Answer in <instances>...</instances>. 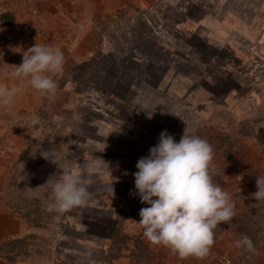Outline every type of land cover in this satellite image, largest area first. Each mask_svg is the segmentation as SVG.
Wrapping results in <instances>:
<instances>
[{
  "label": "rangeland",
  "instance_id": "rangeland-1",
  "mask_svg": "<svg viewBox=\"0 0 264 264\" xmlns=\"http://www.w3.org/2000/svg\"><path fill=\"white\" fill-rule=\"evenodd\" d=\"M122 1L0 0V82L20 83L9 73L35 44L64 55L54 96L27 87L0 106V264H264V200L251 195L264 176V0ZM186 127L235 203L204 259L151 244L137 223L149 206L138 160ZM96 157L88 202L49 211V178ZM242 235L255 253L235 246Z\"/></svg>",
  "mask_w": 264,
  "mask_h": 264
},
{
  "label": "clouds",
  "instance_id": "clouds-1",
  "mask_svg": "<svg viewBox=\"0 0 264 264\" xmlns=\"http://www.w3.org/2000/svg\"><path fill=\"white\" fill-rule=\"evenodd\" d=\"M64 55L59 47L35 44L23 54L22 63L9 73L19 84L9 86L0 82V106H11L27 87L54 96L57 83L53 74L62 72ZM48 159L49 151L41 150ZM213 149L206 139L189 133L187 127L179 142L168 134L159 135V142L141 157L134 173L135 188L140 201V220L143 235L153 245L164 246L180 259L206 258L215 243V229L230 222L236 215L231 195L213 183L216 168ZM84 161L79 169L71 167L59 176L50 177L49 211L64 212L85 205L90 197L85 173L97 166ZM55 178V179H54ZM256 202L264 200V176H257ZM112 187V186H111ZM113 194H114V189ZM237 248L255 253L253 241L242 235L235 242Z\"/></svg>",
  "mask_w": 264,
  "mask_h": 264
},
{
  "label": "trees",
  "instance_id": "trees-1",
  "mask_svg": "<svg viewBox=\"0 0 264 264\" xmlns=\"http://www.w3.org/2000/svg\"><path fill=\"white\" fill-rule=\"evenodd\" d=\"M118 2H119V3H117V6H118V7L122 6L123 1H122V0H118ZM8 17H9L8 14H3V15H1L0 21L3 22V20H4V21H6V22H9L11 19H9ZM114 236H115V235H114Z\"/></svg>",
  "mask_w": 264,
  "mask_h": 264
},
{
  "label": "water",
  "instance_id": "water-1",
  "mask_svg": "<svg viewBox=\"0 0 264 264\" xmlns=\"http://www.w3.org/2000/svg\"><path fill=\"white\" fill-rule=\"evenodd\" d=\"M149 67H150V69H151V63L149 64ZM151 72H152L153 74L155 73V72L153 71V68H152V70L149 71V73H151ZM158 82H159V83H162V79H160ZM165 94H166V92H165Z\"/></svg>",
  "mask_w": 264,
  "mask_h": 264
},
{
  "label": "crops",
  "instance_id": "crops-1",
  "mask_svg": "<svg viewBox=\"0 0 264 264\" xmlns=\"http://www.w3.org/2000/svg\"><path fill=\"white\" fill-rule=\"evenodd\" d=\"M211 1V0H210ZM224 1H227V0H224ZM229 1V0H228ZM231 1H234V0H231ZM201 2V1H200ZM202 2H204V1H202ZM226 3V2H225ZM219 4H220V2H219ZM230 4V3H229ZM209 18H211V17H208V19ZM212 25H213V23H212ZM213 26H215V25H213ZM219 29V28H218ZM222 30V29H221ZM215 34H217V33H215ZM216 41V40H215ZM214 47H216V46H214Z\"/></svg>",
  "mask_w": 264,
  "mask_h": 264
}]
</instances>
